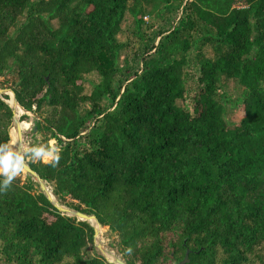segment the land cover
<instances>
[{"label":"trees","instance_id":"obj_1","mask_svg":"<svg viewBox=\"0 0 264 264\" xmlns=\"http://www.w3.org/2000/svg\"><path fill=\"white\" fill-rule=\"evenodd\" d=\"M171 1L0 0V88L61 148L55 167L26 163L58 205L115 233L125 264L186 255L184 264H264V0H186L177 22L144 46L138 69L120 65L125 13L139 24ZM205 44L212 56L198 51L199 88L185 110L176 101L186 54ZM88 73L99 82L86 95ZM221 79L242 87L233 125ZM7 98L0 143L13 121ZM93 234L29 174L0 193V264H111L89 252Z\"/></svg>","mask_w":264,"mask_h":264},{"label":"rangeland","instance_id":"obj_2","mask_svg":"<svg viewBox=\"0 0 264 264\" xmlns=\"http://www.w3.org/2000/svg\"><path fill=\"white\" fill-rule=\"evenodd\" d=\"M185 1L186 0H172L168 9H163L161 5L149 8L147 12L141 16L139 24L130 12H126L121 22L120 30L116 36L117 40L125 45V48L120 55V65H126L133 69H138L141 66V59L139 57L144 53V46L151 44L152 41L153 44H156L158 41L157 32L159 30H167L177 22L178 18L181 17V10ZM53 25L56 26V22H53ZM200 33L199 30H194L192 36L194 38L198 37L201 35ZM199 50L203 56H212V50L208 44L201 46L199 49L197 47H191L190 51L186 54L188 65L184 67L185 92L183 97L176 101L178 106L189 111L192 110L193 98L199 88V84L196 80L199 67ZM98 82L99 77L96 73L85 74L82 78L83 93L89 95L92 91L93 85ZM219 93L223 97V104L225 106V121L230 125L237 123L243 115L240 103L242 87L233 79H221ZM7 96L8 98L6 99V102L11 107V93H8ZM100 105L102 107L107 106V101L102 100ZM88 106V102L82 104V108ZM13 108L15 110V119L19 121V124L27 122L26 128L21 131V142L25 144L46 142L43 138L44 136L37 133L36 129L34 130L35 120L37 119L35 114L26 112L16 105ZM13 129L14 126L12 121V124L9 127V143L13 140H17L16 132L14 137L11 135ZM27 161L32 160L26 158V162ZM26 176L27 173L22 171L17 177H20L23 180ZM34 182L36 189H40L37 181L34 180ZM44 184L51 193V186L45 182ZM89 252L91 254L100 255L111 264H117L113 262L115 259L123 261L122 255L118 251L117 237L115 233L108 229V227H98L96 237L93 238V242L89 244Z\"/></svg>","mask_w":264,"mask_h":264},{"label":"clouds","instance_id":"obj_3","mask_svg":"<svg viewBox=\"0 0 264 264\" xmlns=\"http://www.w3.org/2000/svg\"><path fill=\"white\" fill-rule=\"evenodd\" d=\"M61 148L56 140L25 144L17 140L0 143V193L8 189L14 178L26 168V158L55 167L60 160ZM131 252V248L126 249Z\"/></svg>","mask_w":264,"mask_h":264},{"label":"water","instance_id":"obj_4","mask_svg":"<svg viewBox=\"0 0 264 264\" xmlns=\"http://www.w3.org/2000/svg\"><path fill=\"white\" fill-rule=\"evenodd\" d=\"M7 93H11L12 95V104H11V110H12V113H13V126L16 130V134H17V141L21 142L22 140V132H21V127H20V124H19V121H17L15 119V110H14V106H18L20 107L18 104H17V101L14 97V94L11 90L9 89H1L0 88V95L1 94H7ZM6 101V100H5ZM21 108V107H20ZM22 109V108H21ZM36 128H34L35 130ZM24 171L29 174L34 180L37 181L41 191L45 194V196L51 201L53 202L56 207L58 208V210L60 212H62L63 214L67 215V216H74L76 217L77 219L79 220H83V221H87L89 223L90 220H94L97 224V226H93L94 228V234H93V238L96 237L97 233H98V227H100L99 223L96 221L94 215L92 214H85V213H82L80 211H77V210H74V209H71V208H68V207H65V206H62V205H58L56 202H55V199L53 197V195L49 192V190L47 189V187L45 186L43 180L33 171L29 168V166L27 165L26 163V168L24 169ZM91 225V224H90ZM92 226V225H91ZM187 255L185 256L184 260L182 262H180V264H184L187 260ZM115 263L117 264H125L123 261L119 260V259H115L114 260Z\"/></svg>","mask_w":264,"mask_h":264},{"label":"bare ground","instance_id":"obj_5","mask_svg":"<svg viewBox=\"0 0 264 264\" xmlns=\"http://www.w3.org/2000/svg\"><path fill=\"white\" fill-rule=\"evenodd\" d=\"M8 94V93H7ZM7 94H1V95H7ZM0 95V96H1ZM10 97H12V95L10 96ZM26 126H27V122H25V123H23V124H20V127H21V131L22 130H24L25 128H26ZM15 132H16V130H15V128L13 129V131H12V133H11V135H12V137H14L15 136ZM86 222V221H85ZM89 224H91L92 226H97V224H96V222L94 221V220H90L89 221ZM91 226V227H92ZM104 252V251H103ZM106 252V251H105ZM110 257V256H109ZM114 262V261H113Z\"/></svg>","mask_w":264,"mask_h":264}]
</instances>
